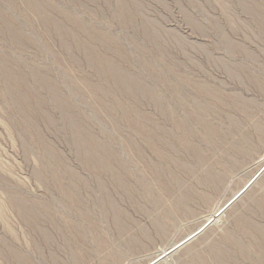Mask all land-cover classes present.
<instances>
[{
  "label": "rangeland",
  "instance_id": "obj_1",
  "mask_svg": "<svg viewBox=\"0 0 264 264\" xmlns=\"http://www.w3.org/2000/svg\"><path fill=\"white\" fill-rule=\"evenodd\" d=\"M30 1L0 0V264H264V0Z\"/></svg>",
  "mask_w": 264,
  "mask_h": 264
},
{
  "label": "bare ground",
  "instance_id": "obj_2",
  "mask_svg": "<svg viewBox=\"0 0 264 264\" xmlns=\"http://www.w3.org/2000/svg\"><path fill=\"white\" fill-rule=\"evenodd\" d=\"M26 1V0H25ZM27 3H28V5H29V7L30 8H32V10H33V12H35L38 16H41V18L43 17V18H45L46 17V14H47V11H46V8L44 7V5H42L41 3H37V2H35V1H30V0H27ZM121 7V6H120ZM246 8V7H245ZM122 9V8H121ZM248 9V8H247ZM248 11H250L249 9H248ZM251 13H252V11H251ZM68 16H70V14L68 15ZM47 18V17H46ZM72 18V17H71ZM74 20V19H73ZM56 23V22H55ZM58 25V24H57ZM56 25V26H57ZM58 27V26H57ZM60 30V29H59ZM230 45L231 46H235V44H233V43H231L230 42ZM106 63V62H105ZM1 64H2V62H1ZM4 65V64H3ZM2 65V66H3ZM5 67V66H4ZM3 67V68H4ZM106 67L107 68H109V70L111 69V72H112V74L113 75H115V79L118 81V82H120V84H122V86L124 87V86H126V88H134V89H138V90H142V91H144L145 89H144V87H143V85H142V83L140 82V80H137V78L135 79L134 77H131V76H128V75H125V74H123L122 73V71L120 72L119 70H117L115 67H113V65L111 64V63H109V62H107L106 63ZM3 76L5 77V79L7 80V81H9V82H13V81H21V79H18L15 75V73L13 72H11L10 70H8V68L6 69V67L3 69ZM111 72H110V74H111ZM15 74V75H14ZM112 75V76H113ZM114 79V80H115ZM91 88V89H90ZM90 88H88V90L90 89L91 91H93L95 94H96V91L97 90H99V87L97 88V86H96V88L95 87H90ZM146 88V87H145ZM196 88L198 89V91L199 92H201V93H204V94H207V95H211L212 93H214V92H212L209 88H208V86H206V85H204V84H199V83H197L196 84ZM12 89V88H11ZM93 89V90H92ZM130 89V90H131ZM133 90V89H132ZM147 90V89H146ZM133 91H135V90H133ZM151 91V90H150ZM150 91H145V92H147V94L152 98V100H154V101H158V99H157V96H156V94H154V92L153 93H151ZM13 92V91H12ZM93 92H91V93H93ZM137 92V91H136ZM91 93H89L90 95H92ZM134 93V92H133ZM142 93V92H141ZM94 95V94H93ZM147 95V96H148ZM18 99V98H17ZM56 99L58 100V101H60L59 99V97H57L56 96ZM71 124V123H70ZM71 126H72V128H70V129H72V130H74L75 131V133H76V135L78 136V137H81L82 136V131H81V128L78 126V124L77 123H75V122H72V124H71ZM202 126H204V127H206L209 131H211V132H216V130L214 129V128H212V127H210L207 123H202ZM70 127V126H69ZM257 129L259 130V132L261 133V134H263L264 133V128L262 127V126H260V127H257ZM262 137H264L263 135H262ZM76 138V137H75ZM96 147L97 148H101L102 147V145L101 144H99V143H96ZM85 149V148H84ZM87 151V150H86ZM90 152L88 151V153L87 154H89ZM91 156V155H90ZM89 156V157H90ZM88 157V156H87ZM90 159V158H89ZM100 165H101V163H100ZM108 164H102L101 166H102V169L103 170H105V171H107V170H110V167H108L107 166ZM203 165H204V163H203ZM202 165V168H206L205 166H203ZM121 184V183H120ZM65 191V190H64ZM67 191H69V190H67ZM72 191V190H71ZM67 193V192H66ZM71 193V192H70ZM68 194V193H67ZM66 196H68V195H66ZM74 198V197H73ZM18 202H16L15 204L18 206V208L20 209V212H22L23 214H27V212H28V208L26 207V205H22L21 203H19V204H17ZM118 220V219H117ZM120 222H116V224H119ZM118 226V225H117ZM120 227H121V224H120ZM122 227H123V225H122ZM124 230V229H123Z\"/></svg>",
  "mask_w": 264,
  "mask_h": 264
},
{
  "label": "water",
  "instance_id": "obj_3",
  "mask_svg": "<svg viewBox=\"0 0 264 264\" xmlns=\"http://www.w3.org/2000/svg\"><path fill=\"white\" fill-rule=\"evenodd\" d=\"M189 240H190V239H189ZM189 240H187V241H189ZM187 241H185L184 244L187 243Z\"/></svg>",
  "mask_w": 264,
  "mask_h": 264
}]
</instances>
